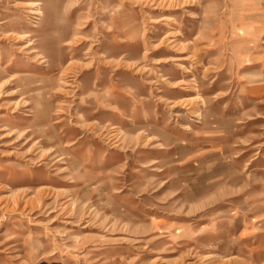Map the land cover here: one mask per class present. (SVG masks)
I'll return each instance as SVG.
<instances>
[{
    "label": "rangeland",
    "instance_id": "obj_1",
    "mask_svg": "<svg viewBox=\"0 0 264 264\" xmlns=\"http://www.w3.org/2000/svg\"><path fill=\"white\" fill-rule=\"evenodd\" d=\"M156 1L0 0V264H264V0Z\"/></svg>",
    "mask_w": 264,
    "mask_h": 264
},
{
    "label": "bare ground",
    "instance_id": "obj_2",
    "mask_svg": "<svg viewBox=\"0 0 264 264\" xmlns=\"http://www.w3.org/2000/svg\"><path fill=\"white\" fill-rule=\"evenodd\" d=\"M154 1H155V0H154ZM157 1H158V0H157ZM157 1H156V3H157ZM161 1H162V0H161ZM32 2H33V1H32ZM144 2H145V1H144ZM148 2H149V1H148ZM153 3H154V2H153ZM156 3H155V4H156ZM167 4H168V3H167ZM171 5H172V4H171ZM35 6H36V5H35ZM153 7H154V6H153ZM164 7H165V5H164ZM35 12L38 13L37 10H36ZM37 13H35V14H37ZM163 21H164V20H163ZM169 25H170V24H169ZM167 26H168V25H167ZM176 27H177V26H176ZM170 32L172 33V31H170ZM166 33H167V32H166ZM176 33H177V32H176ZM169 34H170V33H169ZM171 40H172V39H171ZM165 41H166V39H165ZM29 42H30V41H29ZM170 44H171V43H170ZM175 45H176V43H175ZM175 45H174V46H175ZM177 48H178V46H177ZM172 49H173V48H172ZM174 49H175V48H174ZM38 55H39V54H38ZM194 55H195V53H194ZM194 55H193V56H194ZM193 56H192V57H193ZM126 65H127V64H126ZM180 65H181V64H180ZM141 69H142V68H141ZM159 77H160V76H159ZM162 79H163V78H162ZM164 80H165V79H164ZM189 86H190V85H189ZM196 98H197V97H196ZM193 100H194V98H193ZM197 100H198V99H197ZM180 102H181V101H180ZM180 102H179V103H180ZM196 102H197V101H196ZM177 103H178V102H177ZM194 103H195V102H194ZM171 104H172V103H171ZM191 104H193V103H191ZM196 104H197V103H196ZM181 105H182V104H181ZM194 105H195V104H194ZM173 106H174V105H173ZM194 108H195V107H194ZM194 108H193V109H194ZM189 110H190V109H189ZM189 110H188V111H189ZM195 111H196V110H195ZM193 113H194V112H193ZM190 114H191V113H190ZM177 115H178V114H177ZM195 116H196V115H195Z\"/></svg>",
    "mask_w": 264,
    "mask_h": 264
}]
</instances>
